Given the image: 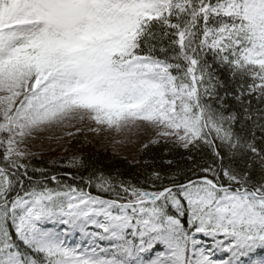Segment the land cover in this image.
<instances>
[{
  "label": "snow or ice",
  "instance_id": "1",
  "mask_svg": "<svg viewBox=\"0 0 264 264\" xmlns=\"http://www.w3.org/2000/svg\"><path fill=\"white\" fill-rule=\"evenodd\" d=\"M0 264H264V0H0Z\"/></svg>",
  "mask_w": 264,
  "mask_h": 264
},
{
  "label": "rangeland",
  "instance_id": "2",
  "mask_svg": "<svg viewBox=\"0 0 264 264\" xmlns=\"http://www.w3.org/2000/svg\"><path fill=\"white\" fill-rule=\"evenodd\" d=\"M89 139H92V138L89 137ZM67 146H68L69 151L65 152L63 150V148L57 147L56 145L52 146V147L56 148L55 151H49V150H47L48 146L46 145L45 146L44 157L51 158V159H59V158L68 159L69 157L74 156V155H82L83 156L82 150H84V149H94L95 147L96 148H100V149L101 148L102 149H108L109 148V149H111V151H113L110 143H107V142H96L95 146L86 144L83 147L84 149L79 148L75 141L67 143ZM115 154H118V155L128 159L129 161H133L134 162L135 159L138 158V156L140 155L139 145L121 147L119 149V151L116 152Z\"/></svg>",
  "mask_w": 264,
  "mask_h": 264
},
{
  "label": "trees",
  "instance_id": "3",
  "mask_svg": "<svg viewBox=\"0 0 264 264\" xmlns=\"http://www.w3.org/2000/svg\"><path fill=\"white\" fill-rule=\"evenodd\" d=\"M84 149V148H82ZM83 157L87 160H90L93 163L98 162L100 167H103L105 171L109 170H120L122 172L127 173L132 165L135 163V161H129L128 159L113 153L111 149H100V148H94V149H84L82 150ZM45 161L49 160H66L63 158L59 159H51L44 157Z\"/></svg>",
  "mask_w": 264,
  "mask_h": 264
}]
</instances>
